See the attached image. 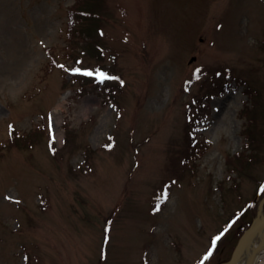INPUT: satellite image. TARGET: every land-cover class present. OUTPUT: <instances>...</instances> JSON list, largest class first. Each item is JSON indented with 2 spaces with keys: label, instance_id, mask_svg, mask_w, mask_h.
<instances>
[{
  "label": "rangeland",
  "instance_id": "1",
  "mask_svg": "<svg viewBox=\"0 0 264 264\" xmlns=\"http://www.w3.org/2000/svg\"><path fill=\"white\" fill-rule=\"evenodd\" d=\"M262 186L264 0H0V264H223Z\"/></svg>",
  "mask_w": 264,
  "mask_h": 264
},
{
  "label": "snow or ice",
  "instance_id": "2",
  "mask_svg": "<svg viewBox=\"0 0 264 264\" xmlns=\"http://www.w3.org/2000/svg\"><path fill=\"white\" fill-rule=\"evenodd\" d=\"M79 63V62H77ZM59 67L64 68L63 65H60ZM69 71L71 73L74 74H82L85 76H94L98 81L103 82L104 80H109V79H118V77H113V76H109L107 73H105L103 70L101 69H96V70H90V69H81V68H72L69 69ZM199 69H196V73H199ZM196 79H199V75H196ZM121 83H123V81H121ZM48 129H49V133L52 134V120L51 117L49 118V125H48ZM12 134V126L9 125V135ZM56 139L55 135L52 134L51 135V140H50V150L51 151H55L54 148L51 147V143ZM112 144H108L105 147L107 148H112ZM261 191H264V186H262ZM168 198V191L167 189L164 190L163 194L161 195V197L159 198L160 202H158L156 204V207L154 209V211H159L160 210V204L163 203L166 199ZM8 199H10V197H8ZM227 229H225L226 231ZM109 229L106 227L105 228V243L108 242L109 238H108V233ZM220 235H223V233H221ZM220 239V236H216L213 238L212 240V245L213 247H215L216 241ZM212 254V250L209 249V251L207 252V254L204 256L203 260L200 261V264H204V260H207L208 257H210ZM27 259V258H26Z\"/></svg>",
  "mask_w": 264,
  "mask_h": 264
},
{
  "label": "bare ground",
  "instance_id": "3",
  "mask_svg": "<svg viewBox=\"0 0 264 264\" xmlns=\"http://www.w3.org/2000/svg\"><path fill=\"white\" fill-rule=\"evenodd\" d=\"M262 254H264V225L246 242L236 264H264L261 259Z\"/></svg>",
  "mask_w": 264,
  "mask_h": 264
},
{
  "label": "trees",
  "instance_id": "4",
  "mask_svg": "<svg viewBox=\"0 0 264 264\" xmlns=\"http://www.w3.org/2000/svg\"><path fill=\"white\" fill-rule=\"evenodd\" d=\"M81 4V3H80ZM77 5H76V7H73L71 10H70V17H69V19H68V32H69V34H70V36L71 37H73L74 35H75V31H76V26H77V21H78V16H77V14H78V12H77ZM79 11H81V13L82 12H85L86 10H85V6H83L82 7V9L81 10H79ZM83 17V16H82ZM250 114L249 113V110L247 109V112H246V114ZM250 118H251V123L253 124V123H255V122H257L256 120L258 119L256 116L254 117V116H249ZM247 125H249V123H247ZM246 129L247 130H243V134L244 135H246L247 137H248V139H250L251 141L249 142V140L248 141H246L245 142V146H244V148H243V152H246V151H244V150H246V149H250V148H252L253 150H254V142H255V140H257V141H259V138L257 137V135H255L253 132H251L247 127H246ZM253 134V135H252ZM15 137H17V141L19 140V141H26V139L27 138H25V136H22V135H14ZM14 136H13V139H14ZM251 136V137H250ZM253 141V142H252ZM251 149V150H252ZM242 151H237L236 152V155L237 154H239V153H241ZM235 155V154H234ZM260 184H261V182H260Z\"/></svg>",
  "mask_w": 264,
  "mask_h": 264
},
{
  "label": "water",
  "instance_id": "5",
  "mask_svg": "<svg viewBox=\"0 0 264 264\" xmlns=\"http://www.w3.org/2000/svg\"><path fill=\"white\" fill-rule=\"evenodd\" d=\"M259 211L262 212V203L260 205ZM263 225H264V215L257 217L251 223V225L243 232V234L239 238V240H238V242H237V244L233 250V253H232L230 259L223 264H236L246 242H248L254 236L255 232L260 227H262Z\"/></svg>",
  "mask_w": 264,
  "mask_h": 264
}]
</instances>
